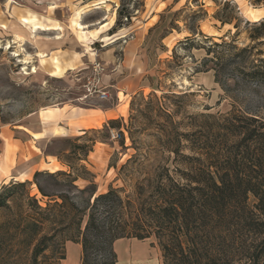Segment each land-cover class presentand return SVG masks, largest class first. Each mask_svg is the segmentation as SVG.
<instances>
[{
	"label": "rangeland",
	"instance_id": "374dc122",
	"mask_svg": "<svg viewBox=\"0 0 264 264\" xmlns=\"http://www.w3.org/2000/svg\"><path fill=\"white\" fill-rule=\"evenodd\" d=\"M248 11L264 12V0H0V192L11 183L27 182L11 188L8 208L0 209V264H63L65 244L77 236L69 212L54 206L62 202L57 196H65V210L75 202L86 214L91 193L115 189L135 199L138 186H143L147 197L161 166L172 164L170 150L195 156L205 147L214 154L222 150L217 132L225 118L234 114L264 121V79L256 76L264 59V17L249 19ZM70 18L76 22L69 23ZM110 20L102 35L117 37L108 45L98 38L83 45L74 36ZM45 21L62 30H46L41 27ZM136 38L141 41L128 57L131 62L123 65L126 42ZM185 38L194 43L181 45ZM109 49L113 63L105 59ZM37 52H58L64 60L75 61L74 69L52 77L50 63L41 65L38 58L44 56ZM93 61L105 68L101 84L112 85L105 101L84 98L83 84ZM124 78H137L138 87L133 92L116 88V81ZM52 108H63L61 113L109 109L113 118L82 134L77 119L67 124L56 120L45 127L36 145L25 144L19 127L39 129V112ZM57 125L64 128L62 135H53ZM110 130L120 138L111 140ZM79 136L76 144L93 141L91 152L81 160L71 153V142ZM30 146L39 149L43 162L57 163L54 171L53 164L43 163L36 170L53 176L34 181L31 172L36 166L28 167L27 179H10L15 170L3 174L4 166L17 168L27 162ZM58 171L70 176L55 174ZM247 203L255 205L253 196L248 195ZM142 242L163 264L158 240L151 236ZM93 255L100 260L101 251Z\"/></svg>",
	"mask_w": 264,
	"mask_h": 264
},
{
	"label": "trees",
	"instance_id": "16d2710c",
	"mask_svg": "<svg viewBox=\"0 0 264 264\" xmlns=\"http://www.w3.org/2000/svg\"><path fill=\"white\" fill-rule=\"evenodd\" d=\"M192 43L193 38L180 42ZM259 61L256 76L264 79V59ZM217 133L222 150L214 154L205 147L195 156L170 150L172 164L161 166L147 197H143V186H138L135 199L122 197L115 189L96 196L91 193L93 201L86 214L75 202H69L65 210V196H57L62 202L54 206L69 212L75 221L77 237L70 242L81 247L80 264H116L115 241H143L151 236L158 240L163 264H264V121L232 114ZM81 137L71 142V153L78 160L91 152L93 144L92 140L76 144ZM63 163L71 167L69 161ZM55 174L70 176L62 171ZM43 175L53 176L35 172L34 181ZM26 184L3 187L0 209L8 208L6 194L11 188ZM35 185L46 197L41 186ZM248 195L255 199L253 207L247 203ZM94 250L101 251L100 260L93 257ZM64 259L65 251L60 261Z\"/></svg>",
	"mask_w": 264,
	"mask_h": 264
},
{
	"label": "crops",
	"instance_id": "0c3cea01",
	"mask_svg": "<svg viewBox=\"0 0 264 264\" xmlns=\"http://www.w3.org/2000/svg\"><path fill=\"white\" fill-rule=\"evenodd\" d=\"M246 15L249 19L251 17L252 20H257V19L264 17V12L248 11ZM75 22H76L75 20L71 21V18H70L69 23H75ZM41 24H42L41 27H45L46 30L48 28V30H51V31H58L56 29L58 28L59 25L55 22L45 21L44 24L43 23ZM111 25H112V21L110 20L109 22H103L100 28L95 29L93 31L87 30V31L78 32L77 34H74V33L73 34L76 37L77 41L79 43H83V45H85L90 39H96V38H98L102 42H107L113 39L114 37H117V35H114L112 37H107V36L102 35L104 31L107 28H109ZM15 36L16 35H14V37ZM118 38H122V36ZM140 41H141L140 38H136V39H133L132 41L126 42V45L124 47V52L126 55H125L123 65H127V66L129 65V63L131 62L129 58H131L132 50L135 49L134 47H138ZM11 42H13V44H17L18 40H16V42L15 40L14 41L11 40ZM108 44L109 42L106 43V45ZM109 51L110 52H108L105 55V59L108 61V63H113V58H112L113 49H109ZM37 53L43 54L44 56L43 58H38L41 65H44L47 62L50 63L51 70L49 72V75L52 77L61 78L64 76V74L67 71L74 69L75 61L73 60L68 61L66 59L64 60L61 56H58V52L56 53L52 52L50 56L46 55L45 52H37ZM37 53L35 54L36 57H37ZM121 67H124V66H121ZM115 70L118 72V66L115 68ZM117 72L114 74L116 78H118ZM108 86H112V85H107L106 87ZM114 86L122 90L133 92L138 87V80L137 78L135 79L124 78L121 81L117 80ZM118 94L120 95V93H117V98H118ZM62 109L63 108H52V109L43 110L39 112L38 114V118L40 120L39 129L30 130L24 127H19L25 133V140H26L25 144L31 142L36 145L37 141L44 138L45 127H47V125L49 124L54 123L53 121H56V120L58 123L65 122V124H67L68 121L77 119L78 124H79V126H77V130L79 131V134H82V133H85L88 128H98L102 125H107V121L113 118L112 115L108 114L110 111L109 109H106L105 111H98V113L93 110L91 113H86V112L84 113L83 112L81 113L80 112L61 113ZM63 129L64 128L57 125L56 127H54L53 135L55 136L62 135L61 131H63ZM31 148H32L31 146L27 148L28 160L26 163H23L21 167L19 166L17 168L16 166L11 168L10 166L12 165H6L2 168V173L7 174V173L12 172V170L13 171L15 170L16 176H10V179L17 180L18 177H22V176H26L25 179L30 177L31 174H29L28 167L32 168L36 166L35 170L31 172L32 174H34L36 170H41L42 163L45 166H49L53 164L52 166L53 171L57 169V163H48V162L45 163L42 161V159L39 157L40 151L36 146L33 147V150H31ZM30 160L32 161L34 160L33 161L34 163L32 164V166L27 165V163ZM11 174L12 173H10V175ZM5 179L6 178L2 179V183L5 182ZM25 179H21V181H24ZM135 247H140L141 251L136 252ZM113 249L116 254V259H117L116 264H138V261H141L142 259H146L147 257L150 259L147 264H158L155 258L151 256V253L148 247H146V245L142 241H138L136 239H119L114 242ZM70 254H72L71 257L69 256ZM80 254H81V247L79 244L73 243V242H67L65 244V259L62 261V263L63 264H80Z\"/></svg>",
	"mask_w": 264,
	"mask_h": 264
},
{
	"label": "built area",
	"instance_id": "2783aa9c",
	"mask_svg": "<svg viewBox=\"0 0 264 264\" xmlns=\"http://www.w3.org/2000/svg\"><path fill=\"white\" fill-rule=\"evenodd\" d=\"M105 71L104 66L98 62L93 61L90 66V72L85 78L83 84L84 98L95 97L98 100L105 101L109 99V92L107 87L101 84V76ZM110 139L117 140L120 138L119 132L115 130H110Z\"/></svg>",
	"mask_w": 264,
	"mask_h": 264
},
{
	"label": "bare ground",
	"instance_id": "6f19581e",
	"mask_svg": "<svg viewBox=\"0 0 264 264\" xmlns=\"http://www.w3.org/2000/svg\"><path fill=\"white\" fill-rule=\"evenodd\" d=\"M78 28L79 29H82V27L79 25L78 26ZM35 29V28H34ZM58 31H61L62 30V27L61 26H59V28L57 29ZM34 33V32H33ZM41 57L43 56V54H39ZM34 73L36 72V68H34L33 70H32ZM148 263V261H147V258L146 259H142L141 261H138V264H147Z\"/></svg>",
	"mask_w": 264,
	"mask_h": 264
}]
</instances>
